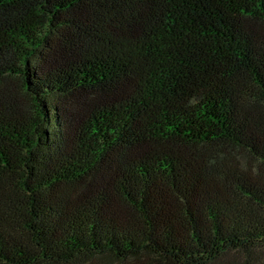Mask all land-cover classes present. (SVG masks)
Segmentation results:
<instances>
[{
    "label": "trees",
    "instance_id": "obj_1",
    "mask_svg": "<svg viewBox=\"0 0 264 264\" xmlns=\"http://www.w3.org/2000/svg\"><path fill=\"white\" fill-rule=\"evenodd\" d=\"M102 258L264 264V0H0V264Z\"/></svg>",
    "mask_w": 264,
    "mask_h": 264
},
{
    "label": "rangeland",
    "instance_id": "obj_2",
    "mask_svg": "<svg viewBox=\"0 0 264 264\" xmlns=\"http://www.w3.org/2000/svg\"><path fill=\"white\" fill-rule=\"evenodd\" d=\"M95 264H116V263L112 259L102 258L100 260H96Z\"/></svg>",
    "mask_w": 264,
    "mask_h": 264
}]
</instances>
